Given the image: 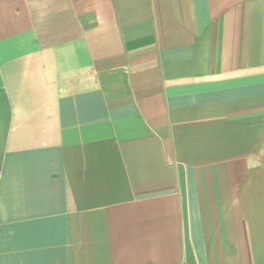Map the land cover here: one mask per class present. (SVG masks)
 Instances as JSON below:
<instances>
[{
  "label": "crops",
  "instance_id": "obj_1",
  "mask_svg": "<svg viewBox=\"0 0 264 264\" xmlns=\"http://www.w3.org/2000/svg\"><path fill=\"white\" fill-rule=\"evenodd\" d=\"M0 264H264V0H0Z\"/></svg>",
  "mask_w": 264,
  "mask_h": 264
}]
</instances>
